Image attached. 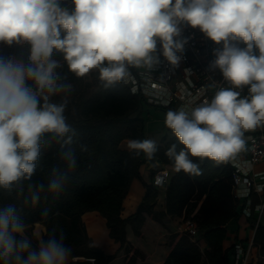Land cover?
<instances>
[{"label":"clouds","instance_id":"obj_1","mask_svg":"<svg viewBox=\"0 0 264 264\" xmlns=\"http://www.w3.org/2000/svg\"><path fill=\"white\" fill-rule=\"evenodd\" d=\"M0 0V43L28 45L27 63L0 57V188L11 191L27 180L24 204L57 195L77 167L75 130L67 123V95L74 87L67 73L84 77L98 70L109 87L123 81L129 65L152 69L164 58L179 64L187 38L181 25L199 30L222 47L214 49L210 71L219 70L231 87L186 111L169 110L165 125L184 146L166 155L176 172L199 175L190 157L226 160L245 148V133L264 127V0ZM242 43L244 47L238 45ZM54 53L62 61L54 59ZM247 88V95H241ZM239 89L240 91H237ZM203 94V92L201 93ZM53 134L67 170L53 166L47 184L31 182L41 155L42 137ZM81 151L87 146L81 145ZM128 151L149 159L151 139L127 140ZM65 235L53 230L36 244L15 204L0 207V264H68Z\"/></svg>","mask_w":264,"mask_h":264},{"label":"trees","instance_id":"obj_2","mask_svg":"<svg viewBox=\"0 0 264 264\" xmlns=\"http://www.w3.org/2000/svg\"><path fill=\"white\" fill-rule=\"evenodd\" d=\"M70 0H64L62 6L71 8ZM241 47H244L240 43ZM28 45H0V57L5 59L14 55L27 63ZM54 59L62 61L59 53H54ZM63 63V61H62ZM68 75L74 90L68 97L76 99V112L67 118V123L75 130L74 144L77 157V167L69 173V180L64 189L57 195H41L38 205L24 204L28 196L27 186L30 181L24 180L13 187L11 191L0 188V207L15 204L26 224L40 222L46 227L42 235L46 239L53 230L57 235H65V244L70 247V257L84 256L82 264H107L116 256L104 253L92 238L89 237L82 221V214L98 210L105 218L109 227V235L124 247L125 264H132L138 250L129 244L126 238V226L130 224L134 233L140 234L144 224L145 214L159 222H163L165 214L183 216L184 220H194L198 225V237L194 238L187 231L170 233L169 250L161 264H217L226 257L227 250L223 247L226 237V224L238 216L237 200L232 192L233 167L226 160L214 161L207 158L190 157L200 167L199 175H190L183 171H173L166 184L165 208H156L157 188L152 182L144 185L145 195L134 214L121 216L122 200L126 196L134 177L141 179L140 167L146 155H132L127 149L120 147L125 138L143 140L145 121L141 117L143 101L140 96L129 92L122 81L109 87L99 79L98 70L91 72L92 81L84 77H76L69 73L66 63L59 69ZM96 83L98 89L87 97L83 91L87 86ZM246 95H247V88ZM59 103L58 95L51 98ZM167 109V108H166ZM168 111L171 109H167ZM170 136L162 137L153 157L161 162L171 164L173 161L166 155L167 149L177 145V152L184 146L179 143L171 129ZM81 145L87 146V151H81ZM60 144L53 134L42 137L41 155L31 182L47 184L50 170L59 165L67 170L66 164L59 158ZM258 198L252 200L254 208ZM34 245L39 240L34 234ZM254 243L264 251V223L261 221L254 231ZM204 240L203 249L199 240ZM133 249V254L130 250ZM80 261L73 262L79 263Z\"/></svg>","mask_w":264,"mask_h":264},{"label":"built area","instance_id":"obj_3","mask_svg":"<svg viewBox=\"0 0 264 264\" xmlns=\"http://www.w3.org/2000/svg\"><path fill=\"white\" fill-rule=\"evenodd\" d=\"M181 29V35L187 38L188 43L178 65L173 66L164 58L158 43L159 64L152 69L132 65L127 67L128 74L122 82L129 92L140 96L145 105L171 110L183 107L186 111H190L205 99L210 101L221 87H231L223 80L219 70L209 69L210 63L215 59L213 50L222 45H217L208 39L199 28L194 29L182 24ZM238 46L241 47L240 44ZM241 95H246L245 88ZM245 141V148L226 161L233 167V196L235 199L245 198L241 211L247 217H254L256 227L264 215V171L255 170V165L264 161V127L246 132ZM244 150L247 156L242 155ZM169 177L168 168L162 167L154 172L152 183L156 188L163 187L168 183ZM254 192L262 193L263 197L253 208L251 196ZM185 222L183 230L196 238L197 223L189 219ZM254 244L253 240L246 249L237 244L234 248L236 264H248ZM259 257L264 259V254H259Z\"/></svg>","mask_w":264,"mask_h":264},{"label":"crops","instance_id":"obj_4","mask_svg":"<svg viewBox=\"0 0 264 264\" xmlns=\"http://www.w3.org/2000/svg\"><path fill=\"white\" fill-rule=\"evenodd\" d=\"M128 139L129 138H125L120 142L121 148L127 149L126 145ZM242 155L247 156L246 150L243 151ZM162 167L168 168L170 174L174 171V167L171 164L161 162L156 157L149 159L146 156L140 167L141 179L138 177H134L132 179L129 189L125 194L126 196L122 200V217H128L134 214L145 195L144 193L146 188L144 181L146 183L152 182L154 172ZM255 170L264 171V161L257 163L255 165ZM165 190L166 185L157 188L158 196L156 208L160 211L166 210ZM262 197V193L258 192H254L251 196L253 201L255 198H258L256 204L260 202ZM236 200L239 214L237 218L229 220L226 224V237L223 240V247L227 250L226 257L223 261L217 264H236L237 261L234 248L237 244H240L244 249H246L249 247L254 238V217H247L241 211L243 204L245 203V198L242 197ZM261 220L264 223V215ZM82 221L84 225H86L89 237L93 239L94 243L100 247L104 253H116V256L107 264H125V249L124 247L120 248V243L110 237L109 227L108 224H106V218L98 210H91L82 214ZM143 223L144 224L141 227L140 234L134 233L130 224L126 226V238L133 249L136 248L139 252L132 264H161V261L165 258V255L170 247L168 236L172 232L182 231L185 228L186 222L183 219V216H171L169 214H165L163 222L161 223L150 215L145 214V220ZM34 226L36 227L32 229L33 234L36 235L38 239H41L42 235L46 232V227L40 222H35ZM28 227H31V225ZM37 230L39 233H37ZM202 242L205 244L204 240H202ZM133 249L130 250V253L132 254L134 252ZM259 254H264V251H262L258 245L254 244L252 246V255L248 264H258L260 262L264 264V260L259 257ZM85 259L86 258L84 256L69 257L68 264H82L81 261ZM77 261L80 262L73 263Z\"/></svg>","mask_w":264,"mask_h":264},{"label":"rangeland","instance_id":"obj_5","mask_svg":"<svg viewBox=\"0 0 264 264\" xmlns=\"http://www.w3.org/2000/svg\"><path fill=\"white\" fill-rule=\"evenodd\" d=\"M1 46L5 45L3 43H0ZM8 46V45H7ZM16 45H12L10 46L11 48H14ZM11 57H15L14 55H12ZM84 79L86 81L91 82V72L84 76ZM98 89V86L96 83H92L91 85L87 86V88L84 89L83 94L85 97H87L88 95L92 94V92H94L95 90ZM65 94L61 93L60 95H58V100H62L64 98ZM67 100H68V104H67V109L65 112V115L67 118L74 116L75 112H76V99L75 98H71L67 96ZM142 110H141V117L144 119L145 124H144V136L145 139H151L154 140L156 142V144H160L162 137L164 136L165 138H168L170 136L169 133V128L166 127L165 125V115L168 112V110L164 107H156L153 105H148V104H144L142 106ZM36 226H31L28 227V233L29 234H33L32 229L35 228ZM37 233H39V231L37 230ZM199 244L200 247L203 249L204 247V243L202 242V240H199ZM257 252V251H256ZM264 260V259H263ZM258 264H263V263H258Z\"/></svg>","mask_w":264,"mask_h":264}]
</instances>
